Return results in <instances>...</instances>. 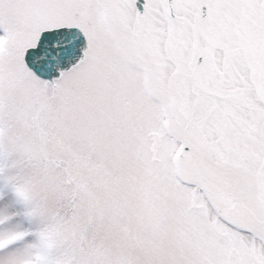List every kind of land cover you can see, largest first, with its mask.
Segmentation results:
<instances>
[{
    "label": "snow or ice",
    "instance_id": "1",
    "mask_svg": "<svg viewBox=\"0 0 264 264\" xmlns=\"http://www.w3.org/2000/svg\"><path fill=\"white\" fill-rule=\"evenodd\" d=\"M0 264H264V0H0Z\"/></svg>",
    "mask_w": 264,
    "mask_h": 264
}]
</instances>
